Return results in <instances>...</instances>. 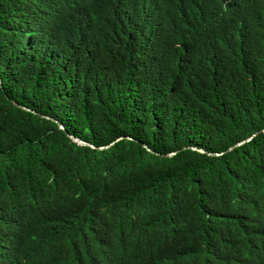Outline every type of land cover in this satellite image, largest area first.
<instances>
[{
    "label": "trees",
    "instance_id": "1",
    "mask_svg": "<svg viewBox=\"0 0 264 264\" xmlns=\"http://www.w3.org/2000/svg\"><path fill=\"white\" fill-rule=\"evenodd\" d=\"M0 81V264H264V0H0Z\"/></svg>",
    "mask_w": 264,
    "mask_h": 264
},
{
    "label": "water",
    "instance_id": "2",
    "mask_svg": "<svg viewBox=\"0 0 264 264\" xmlns=\"http://www.w3.org/2000/svg\"><path fill=\"white\" fill-rule=\"evenodd\" d=\"M0 85H1V81H0ZM13 104L16 105V106H17L18 108H20V109H23V110H26V111H30L29 109H27V108H25V107H23V106H21V105H18V104H16V103H13ZM41 116H43V115H41ZM59 124H60V126H61L62 128H64V126H63L61 123H59ZM69 136H70L74 141H76L77 143H79L80 145H86V146H90V147L94 148V146H93L92 144L87 143V142H84V141L81 140L80 138H77V137H75V136H73V135H70V134H69ZM120 139H121V138H120ZM250 140H251V138H248V139H246V140H244V141H242V142L236 144L235 146H233L232 148H230V150H232L233 148L238 147V146L242 145L244 142H247V141H250ZM113 144H114V143H112L111 145H113ZM111 145H110V146H111ZM110 146H103V147H99L98 149L103 150V149H106V148H108V147H110ZM190 149L196 150V151L201 152V153H204V152H205L204 150L199 149V148H196V147H190ZM148 150L150 151V149H148ZM172 155H174V153L167 154V156H172ZM211 155H219V154H218V153H212Z\"/></svg>",
    "mask_w": 264,
    "mask_h": 264
}]
</instances>
